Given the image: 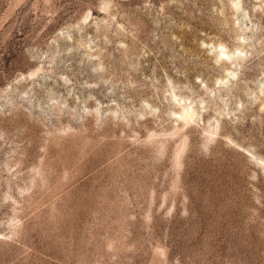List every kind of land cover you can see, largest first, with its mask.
<instances>
[{
  "label": "rangeland",
  "instance_id": "rangeland-1",
  "mask_svg": "<svg viewBox=\"0 0 264 264\" xmlns=\"http://www.w3.org/2000/svg\"><path fill=\"white\" fill-rule=\"evenodd\" d=\"M0 264H264V0H0Z\"/></svg>",
  "mask_w": 264,
  "mask_h": 264
}]
</instances>
